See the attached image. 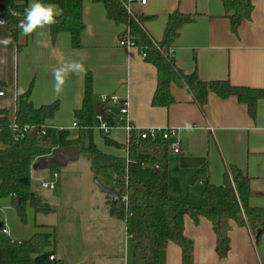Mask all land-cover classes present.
<instances>
[{
  "label": "crops",
  "instance_id": "0c3cea01",
  "mask_svg": "<svg viewBox=\"0 0 264 264\" xmlns=\"http://www.w3.org/2000/svg\"><path fill=\"white\" fill-rule=\"evenodd\" d=\"M251 1V18L242 21L237 33L231 29L222 0H146L145 3L131 0L130 8L153 16L144 25L158 40L162 39L172 11L179 9L195 15L193 21L181 26L174 42L175 63L182 71H197L207 81L229 79L235 85L264 88V0ZM32 2L28 0V4ZM83 19L85 27L78 47L72 46L67 31L52 39L50 26L28 36L20 32L18 41L5 25L0 26V38L10 36L13 41L7 47L0 45V78L5 82L0 86L4 92L0 95V108H7L12 119L17 95L28 90L36 106L59 100V110L49 122L70 128V137L75 138L78 126H73L74 110L82 105L85 75L90 70L94 101L98 105L104 95L110 94L129 101L127 115L120 113L121 103H109L115 124L108 134L94 129L99 148L126 155V148L108 144L106 137L126 143L128 121L140 128L172 127L182 143L181 153L170 154L172 158L168 162L169 189L173 195L202 200L206 182L221 184L228 166L233 164L250 176V204L264 206V98L258 100L256 115L252 116L248 105L236 95L223 98L210 92L202 107L186 87L172 83L174 101L168 106L154 105L156 65L147 61L137 47L120 44L123 26L107 17L103 3L84 0ZM69 59L82 60L86 71L69 76L57 94L53 89L52 69ZM205 163L207 176L194 181L196 171ZM93 177L89 161L88 170L80 175L81 195L72 200L68 213L71 216L63 221L52 197L39 190L32 189L54 211L37 212L28 204L25 222L13 206L12 197H0V219L6 232L14 239H27L36 232L52 233L53 245L47 250L65 264H128L123 240L131 237L125 219L121 223L118 220L121 216L112 210L102 217L93 215L96 208L90 196ZM113 178L114 175L112 183ZM41 187H44L42 183ZM105 193L106 200L112 204V195ZM185 228L194 242V264H264V233L257 241L248 226L233 223L231 248L221 259L215 249L216 235L210 220L201 217L195 223L186 217ZM181 255L180 246L169 242L157 264H181Z\"/></svg>",
  "mask_w": 264,
  "mask_h": 264
},
{
  "label": "trees",
  "instance_id": "16d2710c",
  "mask_svg": "<svg viewBox=\"0 0 264 264\" xmlns=\"http://www.w3.org/2000/svg\"><path fill=\"white\" fill-rule=\"evenodd\" d=\"M103 3L108 18L123 26L120 37L133 39L144 58L158 69V83L153 95L154 105H170L174 101L172 83L186 87L194 100L206 105L210 92L226 98L236 95L248 105L249 113L256 115L257 103L264 98V88L235 85L229 79L204 80L197 71L186 73L175 63L174 42L185 23L195 15L179 9L169 14L161 40L155 39L145 28V21L152 15L137 13L130 8L131 0H93ZM232 31L238 32L243 20L251 18V0H222ZM58 4L64 11L58 23L50 26L52 39L62 31L71 35L72 46H80V34L85 27L83 19L84 0H44ZM28 0H0V13L5 18V27L15 41H18V24L24 19ZM5 82L0 78V86ZM100 104V103H99ZM101 104H104L102 101ZM94 101L93 77L90 70L85 75V89L82 105L74 110L78 135L71 138L70 128L50 124L59 110V100L34 105L30 91L16 97L14 119L18 131L10 128L11 118L7 108H0V197L11 196L12 204L23 222L27 219V205L37 212H51L54 207L32 191V165L39 156L49 155L56 147L75 145L81 155L90 161L96 177L112 172L111 187L119 195L116 206L126 222V231L134 242L133 254L145 264H157L161 251L169 242L181 248V264H194V242L186 234L185 219L195 223L205 217L212 223L216 235L215 249L218 257L225 258L231 248L230 230L232 224L248 226L257 241L264 233V206L250 204V176L237 165H229L221 184L206 182L202 190L203 199L193 200L173 195L169 189L168 162L172 158L168 141L161 136L142 138L133 131L126 143L106 137L108 144L126 148L124 156L115 155L99 148L94 139L97 125ZM108 119L111 118L107 115ZM28 126V128H25ZM46 129L45 134L43 130ZM208 164H203L193 180L206 177ZM127 196V201L123 197ZM1 213V208H0ZM2 222V219H0ZM53 235L36 232L27 239H14L0 226V264H34L35 256L53 251ZM52 264H65L61 259Z\"/></svg>",
  "mask_w": 264,
  "mask_h": 264
},
{
  "label": "rangeland",
  "instance_id": "374dc122",
  "mask_svg": "<svg viewBox=\"0 0 264 264\" xmlns=\"http://www.w3.org/2000/svg\"><path fill=\"white\" fill-rule=\"evenodd\" d=\"M89 168V160L84 155H80L77 159L69 161L65 165L45 168V169H33L32 170V189L39 190L42 193L48 194L52 197V200L56 203L54 204L57 213L60 216V221L67 219L71 211L70 205L74 198H78L81 195V183L80 175ZM54 172L57 176H54ZM112 172H107L98 177V179L105 185L111 186L112 184ZM63 178V181L60 182ZM65 179V181H64ZM96 176L90 181L92 184V190L90 196L95 204L94 217H102L107 211L112 210V204L106 200V193L100 188L96 182ZM56 182V187L54 189L41 187V183L44 181ZM104 192V193H103ZM112 195V194H111ZM108 196V195H107ZM43 197V196H42ZM44 198V197H43ZM111 212V211H110ZM71 216V215H70ZM123 223L124 218L120 217L118 219ZM124 246H126L128 254V264H135L134 262H139V264H145V261L136 258L133 254L134 242L131 238L124 239Z\"/></svg>",
  "mask_w": 264,
  "mask_h": 264
},
{
  "label": "built area",
  "instance_id": "2783aa9c",
  "mask_svg": "<svg viewBox=\"0 0 264 264\" xmlns=\"http://www.w3.org/2000/svg\"><path fill=\"white\" fill-rule=\"evenodd\" d=\"M142 3H145L146 0H140ZM0 20H4L5 18L0 13ZM6 22V21H5ZM121 45H125L128 47H137L136 42L133 39H123L120 40ZM138 48V47H137ZM143 56L146 55V52H142ZM3 91H0V95H3ZM102 101L104 102V105L102 106L103 112L102 113H96V119H97V125L96 128L99 130H102L104 134H108L111 130V128L114 126L115 122L112 120V117L108 119L107 115L112 114V107L109 105L110 102L112 103H121L119 111L122 115H127L129 112V101L127 99L121 100L120 96L118 94H110V95H104L102 97ZM73 126H78L77 122H73ZM10 128L14 131L19 130V126L17 122L15 121L14 117L11 119ZM25 128H28L26 126ZM126 130L128 137L129 135L135 131L137 134H139L142 138L152 137L156 138L158 136H161L163 139L168 141L169 144V152L170 154H179L182 151V143L180 138L177 136V132L174 128L165 126V127H147V128H140L136 125H134L131 121H128L126 125ZM46 129L43 130V133L45 134ZM55 176H57V173H54ZM56 182L55 181H44L42 182V185L44 187L48 188H54ZM123 201H127V196L123 197ZM56 256L54 254L49 255V260H55Z\"/></svg>",
  "mask_w": 264,
  "mask_h": 264
},
{
  "label": "clouds",
  "instance_id": "9594fccd",
  "mask_svg": "<svg viewBox=\"0 0 264 264\" xmlns=\"http://www.w3.org/2000/svg\"><path fill=\"white\" fill-rule=\"evenodd\" d=\"M63 9L55 3H46L44 0H33L25 9L24 19L18 24V28L23 36L33 34L37 29H43L58 23L57 18L63 15ZM5 24L4 20H0V26ZM13 43L10 36L0 38V45L7 47ZM85 65L80 59H69L63 62L59 67L52 69L54 80L53 89L59 94L69 76L85 72Z\"/></svg>",
  "mask_w": 264,
  "mask_h": 264
},
{
  "label": "water",
  "instance_id": "95a60500",
  "mask_svg": "<svg viewBox=\"0 0 264 264\" xmlns=\"http://www.w3.org/2000/svg\"><path fill=\"white\" fill-rule=\"evenodd\" d=\"M102 104H99L96 107V111L98 113H102ZM80 156V152L75 145H69L64 147H56L52 150V153L49 155L39 156L37 160L33 163L32 167L34 169H45V168H53L61 165L67 164L69 161L77 159ZM96 182L100 186V188L112 194V211L120 212L121 208L116 206V202L119 198V195L114 191V189L110 186L102 183L98 177H96ZM0 226H3V222H0ZM34 264H52L51 260L48 258L47 253L39 254L34 258Z\"/></svg>",
  "mask_w": 264,
  "mask_h": 264
}]
</instances>
